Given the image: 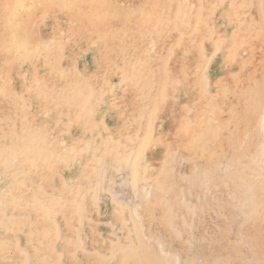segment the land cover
Returning <instances> with one entry per match:
<instances>
[{"label":"bare ground","instance_id":"6f19581e","mask_svg":"<svg viewBox=\"0 0 264 264\" xmlns=\"http://www.w3.org/2000/svg\"><path fill=\"white\" fill-rule=\"evenodd\" d=\"M261 8L260 0H0V264H46L36 246L56 257V240L73 254L68 235L82 231L81 199L101 158L140 156L143 185L169 202L170 151L183 141L187 156L210 150L224 120L243 112L251 57L264 72Z\"/></svg>","mask_w":264,"mask_h":264},{"label":"rangeland","instance_id":"374dc122","mask_svg":"<svg viewBox=\"0 0 264 264\" xmlns=\"http://www.w3.org/2000/svg\"><path fill=\"white\" fill-rule=\"evenodd\" d=\"M251 58L248 83L240 71L247 88L243 112L233 124L224 120L210 150L187 156L186 141L175 156L169 149L176 164L169 202L155 184L143 185L140 156L114 164L101 158L99 176L81 199L82 231L68 232L73 254L56 240V257L43 244L35 256L46 264H264V127L255 123L264 118V72L258 55ZM162 124L155 119L156 127Z\"/></svg>","mask_w":264,"mask_h":264}]
</instances>
